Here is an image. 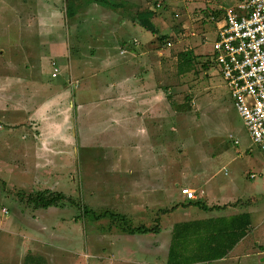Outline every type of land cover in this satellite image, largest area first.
I'll use <instances>...</instances> for the list:
<instances>
[{
    "label": "rangeland",
    "instance_id": "1",
    "mask_svg": "<svg viewBox=\"0 0 264 264\" xmlns=\"http://www.w3.org/2000/svg\"><path fill=\"white\" fill-rule=\"evenodd\" d=\"M111 1L115 8L93 0H0V264L144 260L137 239L120 255L114 250L122 243L99 233H129L130 226L157 225V218L161 224L164 213L129 211L139 198L125 197L123 181L113 178L123 172L122 116L113 120L97 112L111 98L115 108L126 100L136 110L143 98L159 96L162 108L177 116L176 129L165 121L164 151L190 158L198 168L199 156L209 150L217 158L212 183L264 182V150L254 145L213 55L218 30L210 14L222 17L242 0ZM144 8L156 11L154 22L168 39L161 42L137 23ZM185 50H192L194 66L179 73L178 54ZM68 78L69 96H52L39 85ZM221 154L236 159L222 169ZM45 189L80 206L66 201L35 208L27 195ZM106 210L125 218L96 217Z\"/></svg>",
    "mask_w": 264,
    "mask_h": 264
},
{
    "label": "crops",
    "instance_id": "2",
    "mask_svg": "<svg viewBox=\"0 0 264 264\" xmlns=\"http://www.w3.org/2000/svg\"><path fill=\"white\" fill-rule=\"evenodd\" d=\"M140 65L144 66L145 64L140 61ZM39 85L44 86L45 90L52 96L56 94L69 96L71 94L72 85L69 78L63 83L46 82L39 83ZM107 101L109 102L107 109L99 108L97 112L98 114L102 113L99 115L102 118L109 116L113 120L122 116L120 125L126 139L122 147L124 150L123 172L122 175H115L113 178L123 181V195L125 197L139 198V203L131 205L129 211L133 210V212L138 213L144 211L164 212L160 224L161 231L158 233H118L116 230L99 232L101 237L109 236L110 241L114 240L117 244H123H120L121 248L118 251L114 250V252L120 255L129 253L130 250L127 245H130V241L137 239L138 246H140L139 250L145 251L146 254L140 264H168L173 230L176 224L224 219L247 213L251 221L250 230L225 257L188 264H264V198L260 200L259 197L264 195V182L252 183L247 186L245 182L225 178L217 183H212L216 169L214 163L217 158L211 157L209 150L203 151V156H199L202 164L198 168L191 167L192 159L173 156L171 150L164 151L165 121H171V129H176L172 118L177 116L175 115L176 111L162 108L159 96L143 98V104L136 110L131 107L130 103H126V100L121 109L115 108L117 105L114 103L110 105V102L115 101L114 98ZM94 111L93 109L92 113ZM201 111L204 118L207 109ZM109 125H112V122ZM137 125L140 142L135 145L133 143L135 140L132 141L134 137L132 134L137 131ZM206 137L208 139L212 137L210 131ZM167 138L171 141L173 136L172 138L167 136ZM220 159V162H223L222 169H226L236 158L222 155ZM183 187L195 189L198 198L187 199L181 192ZM115 195L122 196V193L119 192ZM197 200L206 202L208 206L218 207L204 210L194 205ZM194 232L195 235L188 238L189 244L184 246L185 252L189 255L195 251V239L199 237L196 230ZM146 239H150L149 242L146 243ZM144 243L147 246L143 247L142 244ZM130 259L131 257L121 258L118 261L122 263L116 264L131 263ZM134 261L135 259H133Z\"/></svg>",
    "mask_w": 264,
    "mask_h": 264
},
{
    "label": "built area",
    "instance_id": "3",
    "mask_svg": "<svg viewBox=\"0 0 264 264\" xmlns=\"http://www.w3.org/2000/svg\"><path fill=\"white\" fill-rule=\"evenodd\" d=\"M209 18L218 30L214 60L254 145L264 150V0H242L224 10L222 17L213 14ZM133 41L139 44L137 39ZM58 73L55 66L53 76ZM181 192L187 199L198 198L190 187L181 188Z\"/></svg>",
    "mask_w": 264,
    "mask_h": 264
},
{
    "label": "trees",
    "instance_id": "4",
    "mask_svg": "<svg viewBox=\"0 0 264 264\" xmlns=\"http://www.w3.org/2000/svg\"><path fill=\"white\" fill-rule=\"evenodd\" d=\"M95 2L108 5L112 8L117 6L111 0H93ZM224 11V10H223ZM218 13V12H217ZM224 13V12H223ZM214 13L210 14L213 15ZM68 15L74 16L75 10L70 4L68 7ZM156 11L154 9L144 8L136 14L137 23L150 31L163 42L168 39L159 30L154 22ZM216 15V14H215ZM219 15V14H218ZM223 16V15H222ZM178 69L179 73H185L194 66L192 50L181 51L178 54ZM28 202L34 205L35 208L60 207L66 201L77 204L74 199L63 192L45 189L30 193L27 195ZM78 205V204H77ZM194 205L204 210H211L218 206H208L206 202L197 200ZM80 206V205H78ZM86 207H88L86 205ZM89 208H86L87 211ZM94 212V210H93ZM110 215L112 218L124 217L119 213H114L111 210H106L102 214L97 215V218ZM158 224L154 226H130L127 228L129 233H158L161 231L159 218L156 219ZM250 217L247 213L237 214L230 218L208 219L190 222H181L175 225L172 236V243L169 251L168 264H188L196 261H212L225 257L232 250L238 241L243 238L250 230ZM199 234L196 237L195 251L189 255L185 252V247L189 244L188 238L195 235V231ZM194 232V234H193ZM203 233V234H202ZM188 255V256H187Z\"/></svg>",
    "mask_w": 264,
    "mask_h": 264
}]
</instances>
